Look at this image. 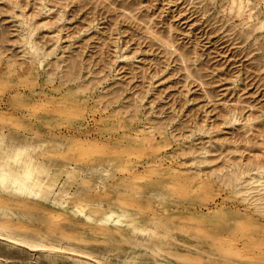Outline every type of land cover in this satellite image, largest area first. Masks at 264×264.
<instances>
[{"label":"rangeland","instance_id":"1","mask_svg":"<svg viewBox=\"0 0 264 264\" xmlns=\"http://www.w3.org/2000/svg\"><path fill=\"white\" fill-rule=\"evenodd\" d=\"M0 175V264H264V0H0Z\"/></svg>","mask_w":264,"mask_h":264},{"label":"bare ground","instance_id":"2","mask_svg":"<svg viewBox=\"0 0 264 264\" xmlns=\"http://www.w3.org/2000/svg\"><path fill=\"white\" fill-rule=\"evenodd\" d=\"M28 172H29V170H28ZM26 173H27V171H26ZM25 173V174H26ZM29 174V173H28ZM3 175V174H2ZM27 175V174H26ZM1 176V175H0ZM9 176V175H8ZM28 176H30V175H27V177ZM3 177V176H2ZM18 177V176H17ZM4 178V177H3ZM16 178V177H15ZM24 178H25V176H24ZM7 180H8V178H6ZM28 179V181H29V178H27ZM26 179V180H27ZM13 180V179H12ZM25 180V179H24ZM17 182H18V180H16ZM16 181H14V182H16ZM3 182V181H2ZM23 182V181H22ZM21 183V182H20ZM24 183H26L25 181H24ZM23 184V183H22ZM20 185V184H19ZM24 185V184H23ZM26 185H28V184H26ZM18 186V185H17ZM23 188V187H22ZM110 212V211H109ZM107 215L109 216V214L107 213ZM106 215V216H107ZM54 220H56V219H54ZM8 235H10V234H8ZM5 236V235H4ZM0 237H3V236H1L0 235ZM7 237V236H6ZM4 238V237H3ZM9 238H7L6 240H8ZM12 239V240H11ZM11 239H9L10 241H13V242H16V243H23V244H26V243H24V239L23 240H21V239H19V238H17V237H12ZM29 242V241H28ZM27 242V243H28ZM27 246L29 245V247H34V246H36V244H32V243H28V244H26ZM85 257V256H84ZM87 258V257H86ZM87 261V260H86ZM89 262V261H88ZM96 262V261H95ZM89 263H91V262H89ZM93 264V263H92ZM99 264V263H98Z\"/></svg>","mask_w":264,"mask_h":264}]
</instances>
